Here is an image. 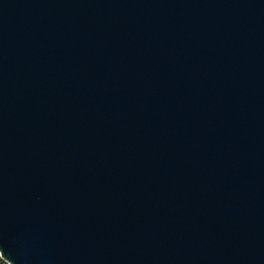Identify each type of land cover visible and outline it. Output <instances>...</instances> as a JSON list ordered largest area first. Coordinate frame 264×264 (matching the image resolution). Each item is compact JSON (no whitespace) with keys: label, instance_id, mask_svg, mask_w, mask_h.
I'll use <instances>...</instances> for the list:
<instances>
[{"label":"water","instance_id":"95a60500","mask_svg":"<svg viewBox=\"0 0 264 264\" xmlns=\"http://www.w3.org/2000/svg\"><path fill=\"white\" fill-rule=\"evenodd\" d=\"M0 258L264 264V0H0Z\"/></svg>","mask_w":264,"mask_h":264},{"label":"rangeland","instance_id":"374dc122","mask_svg":"<svg viewBox=\"0 0 264 264\" xmlns=\"http://www.w3.org/2000/svg\"><path fill=\"white\" fill-rule=\"evenodd\" d=\"M0 264H7V263L0 258Z\"/></svg>","mask_w":264,"mask_h":264}]
</instances>
